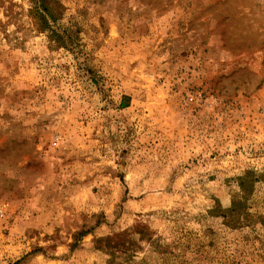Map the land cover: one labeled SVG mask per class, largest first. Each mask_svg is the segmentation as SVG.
Returning <instances> with one entry per match:
<instances>
[{
  "label": "rangeland",
  "instance_id": "1",
  "mask_svg": "<svg viewBox=\"0 0 264 264\" xmlns=\"http://www.w3.org/2000/svg\"><path fill=\"white\" fill-rule=\"evenodd\" d=\"M60 1L0 36V264H264V0Z\"/></svg>",
  "mask_w": 264,
  "mask_h": 264
},
{
  "label": "trees",
  "instance_id": "2",
  "mask_svg": "<svg viewBox=\"0 0 264 264\" xmlns=\"http://www.w3.org/2000/svg\"><path fill=\"white\" fill-rule=\"evenodd\" d=\"M67 9L60 0H30V7L25 10L14 0H0V36L9 39L11 34L21 31L36 36H44L50 47L55 50L72 51L78 47L79 31L64 25ZM15 27L11 32L9 28ZM250 173L240 179L242 193L234 199L230 209L222 218L230 227H239L254 223L249 212L250 193L247 191ZM253 182V180H251ZM250 184V183H249ZM257 223L264 225V218H257Z\"/></svg>",
  "mask_w": 264,
  "mask_h": 264
}]
</instances>
